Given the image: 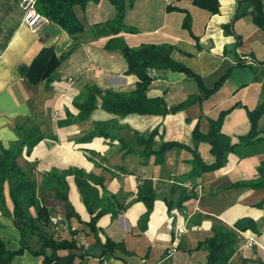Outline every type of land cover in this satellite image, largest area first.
Segmentation results:
<instances>
[{
  "label": "crops",
  "instance_id": "crops-1",
  "mask_svg": "<svg viewBox=\"0 0 264 264\" xmlns=\"http://www.w3.org/2000/svg\"><path fill=\"white\" fill-rule=\"evenodd\" d=\"M124 1L122 23L133 33L108 27L115 10L101 0L84 9L74 7L83 32L70 36L52 22L38 35L32 34L23 24L19 0H0V144L9 147L17 140L16 125L30 122L43 139L29 156L24 150L22 158L34 166L39 182L42 174L53 169L76 168L92 178L85 197L95 213L102 198L116 200L114 213L97 220L95 236L87 225L93 215L84 195L73 176L66 178L68 199L82 223L60 217V225L63 239L76 242L78 250L71 253L78 257L76 264H206L207 253L198 247L212 237V221L230 229L245 218L256 224L258 233L237 232L234 254L226 264L264 262V189L243 185L259 177L264 141L238 146L221 169L196 178H186L192 169L189 151L173 148L161 156L147 155L138 143V135L156 129L153 152L161 142L193 148L194 128L207 134L209 122L228 110L221 133L237 145L249 131L247 112L264 102V28L256 27L251 15L234 19L237 0H218L213 15L193 6L191 0ZM261 3L264 6V0ZM169 4L188 11L190 32L182 27L185 14L168 13ZM115 39L132 49L171 47L170 58L196 75L206 90L225 79L203 98L196 81L184 74L149 68L150 83L142 102L162 101L168 112L109 113L101 108L100 96L131 94L139 83L135 74L126 73L122 54L106 49ZM72 46V52L50 72V59H59ZM36 59L40 62L34 67ZM86 88L101 93L95 95V109L84 121L66 123L82 115ZM190 100L184 108L169 111ZM99 122L113 124L114 138L84 141ZM257 131L264 138V115L258 119ZM197 152L204 163H213L208 143L200 142ZM43 193L39 184L38 194ZM143 197L153 198L149 211L140 200ZM182 197L189 198L179 203ZM107 240L118 247L104 254ZM1 241L10 251L18 249V232L0 212ZM39 262L24 253L12 264Z\"/></svg>",
  "mask_w": 264,
  "mask_h": 264
},
{
  "label": "trees",
  "instance_id": "trees-1",
  "mask_svg": "<svg viewBox=\"0 0 264 264\" xmlns=\"http://www.w3.org/2000/svg\"><path fill=\"white\" fill-rule=\"evenodd\" d=\"M101 0H37V11L47 17L50 22L58 25L68 35L75 36L83 32V27L74 14V7L79 6L84 9L89 3L97 4ZM115 10L114 19L108 24V27L115 31H124L133 33L134 30L127 29L122 21L125 11L124 0H106ZM133 0H130L132 3ZM192 5L207 11L209 14L218 12V0H191ZM261 0H237V7L234 19L245 15H251L253 24L256 27L264 28V8ZM166 11L181 12L185 14L182 27L190 32L191 17L187 10L168 5ZM74 46L62 55L59 59H50V72L59 61L72 52ZM109 51H119L127 63L128 74H135L139 78L137 89L131 94H109L100 96L96 88H86L83 94L82 115L66 123L80 122L86 120L90 113L95 109V95H99L102 100L101 108L109 113L125 116L131 113H167L166 107L162 101L146 105L142 102L145 91L150 83V78L146 74V69L170 70L184 74L198 84L203 98L214 93L223 83L225 77L211 90H206L201 84L200 79L194 75L185 66L176 63L170 58L171 47L146 45L136 49L129 48L122 39H115L106 45ZM36 59L33 66L39 63ZM199 100H201L199 98ZM193 101V100H192ZM191 100L175 107L170 112L184 108ZM228 110L221 112L216 120H211L209 132L202 134L197 127L192 132L193 148L174 142H161L160 148L153 152L151 150L152 142L157 135L154 129L146 135H138V143L145 147L144 152L147 155H163L165 152L177 148L185 149L190 152L192 158L189 161L192 169L186 175V178H196L204 173L214 172L221 169L227 162L228 154L232 153L238 146H247L252 143L264 141L259 137L257 131L258 119L264 115V102L258 104L253 110L247 112L249 122V131L246 135L239 138V142L232 144L228 137L221 133V126ZM65 123V122H64ZM112 123H95L94 128L84 138V141H90L96 137L114 138L110 135L113 128ZM17 140L12 142L9 147L4 148L0 144V212L11 220L14 228L19 235V246L17 250L10 251L6 245L0 242V264H12L16 257L29 253L34 258H38L41 264H76L78 258L72 251L78 250L76 242L73 239L67 240L56 236L55 230L51 224V218L60 216L67 221L75 219L82 223L70 200L68 199V183L66 178L74 177V181L80 192L84 195V203L88 212L93 215L87 224L92 233L96 235V222L107 212H113L118 208L114 198L106 197L97 202L100 207L97 213L89 205L85 197V189L89 186L91 176L76 168L66 170L53 169L42 174L40 182L34 174V166L23 160L22 154L25 150L27 156L32 149L43 139L38 127L30 122L15 127ZM200 142L208 143L210 153L214 157L212 164H206L202 161L197 146ZM259 177L256 180L243 184L250 189H264V166L258 168ZM42 185L44 193L38 194V185ZM189 197H182L179 203H183ZM146 205L148 211L151 209L153 198L140 199ZM171 206H168V210ZM114 213V212H113ZM212 237L199 244V248L206 251V264H226L234 254L236 246L237 232L251 231L258 233L256 224L251 219H240L236 221L233 228H226L217 220L212 221ZM97 240V239H96ZM98 241V240H97ZM34 245V247H33ZM118 245L109 240L103 245L104 254L111 253ZM257 264H264L261 260Z\"/></svg>",
  "mask_w": 264,
  "mask_h": 264
},
{
  "label": "built area",
  "instance_id": "built-area-1",
  "mask_svg": "<svg viewBox=\"0 0 264 264\" xmlns=\"http://www.w3.org/2000/svg\"><path fill=\"white\" fill-rule=\"evenodd\" d=\"M19 4L23 11L24 26H26L32 34L38 35L44 27L50 23V20L37 11V0H19ZM250 64H252V62H250ZM51 224L55 230L56 236L61 237L64 229L60 225V216L51 218ZM252 245V240H249L247 246L251 247Z\"/></svg>",
  "mask_w": 264,
  "mask_h": 264
},
{
  "label": "rangeland",
  "instance_id": "rangeland-1",
  "mask_svg": "<svg viewBox=\"0 0 264 264\" xmlns=\"http://www.w3.org/2000/svg\"><path fill=\"white\" fill-rule=\"evenodd\" d=\"M64 237V232H63V235L61 236V238H63ZM33 247H34V245H33ZM39 264H41V262H39Z\"/></svg>",
  "mask_w": 264,
  "mask_h": 264
}]
</instances>
